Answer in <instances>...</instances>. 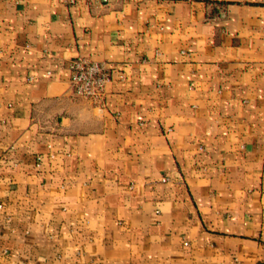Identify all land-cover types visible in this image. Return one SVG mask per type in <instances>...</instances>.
I'll list each match as a JSON object with an SVG mask.
<instances>
[{"label":"crops","instance_id":"1","mask_svg":"<svg viewBox=\"0 0 264 264\" xmlns=\"http://www.w3.org/2000/svg\"><path fill=\"white\" fill-rule=\"evenodd\" d=\"M0 264H264V0H0Z\"/></svg>","mask_w":264,"mask_h":264},{"label":"built area","instance_id":"2","mask_svg":"<svg viewBox=\"0 0 264 264\" xmlns=\"http://www.w3.org/2000/svg\"><path fill=\"white\" fill-rule=\"evenodd\" d=\"M69 70L71 87L75 96L102 109L106 88L112 78L106 64L87 58H78L70 62Z\"/></svg>","mask_w":264,"mask_h":264}]
</instances>
